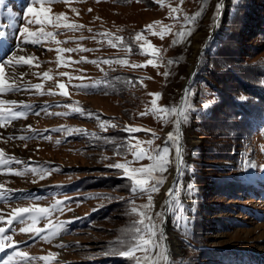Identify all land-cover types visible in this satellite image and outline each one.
Instances as JSON below:
<instances>
[{"label":"rangeland","instance_id":"obj_1","mask_svg":"<svg viewBox=\"0 0 264 264\" xmlns=\"http://www.w3.org/2000/svg\"><path fill=\"white\" fill-rule=\"evenodd\" d=\"M217 4L223 5L218 19ZM202 5L204 0H69L46 4L51 9L49 16L64 14L83 27L69 31L46 25L44 30L55 33V40L61 43L49 39L34 45L23 43V31L39 30V25L28 22L32 13L27 9L39 10L40 5L31 0H0V41L16 55L36 58L31 67L6 65L5 78L14 75L15 83L42 86L40 90L0 95V100L17 102L4 107L26 113V118L0 127V149L5 158L21 162L0 168V216L4 217L0 226L7 228L13 210L24 207L51 209L49 217L36 224L38 228L43 229L48 220L63 225L49 241L20 231L31 224L27 217L25 223L13 224V231L7 233L12 247L6 243L0 251V264L14 256V250L37 258L58 253L52 264H134L128 258L103 253L118 247L113 242L124 238L125 230L137 219L128 214V201L135 199L139 206L147 198L134 196L122 170L109 165L132 160L127 151L129 137L135 144L153 139L155 133L159 139L151 147L163 146L174 123L140 113L151 107L149 93L161 94L160 106H179L183 85L195 62L197 76L193 75L186 88L188 120L181 125L185 163L182 174L170 185L174 187L175 181L180 185L184 213L179 224L177 213L164 205L175 165L165 173L168 179L160 191L152 194L153 211L164 212L163 230L166 227L172 252L169 264H264V0H207L192 35L174 45L175 33L185 27L183 16L194 15ZM174 7L181 9L173 14L176 19L169 15ZM150 24H155L157 32L163 26L172 31L161 39L146 30ZM101 33H111V37ZM137 33H143L159 49L157 67L131 66L152 59L141 53L143 41L134 39ZM116 37L123 43L110 46L108 39L115 42ZM78 46L91 51L64 52L58 62L57 49ZM68 59L71 62L65 64ZM118 59L129 63H102ZM92 60L99 62V67L88 62ZM45 72L51 79L43 77ZM65 72L71 80L60 75ZM21 73L27 75L21 79ZM58 83H64L65 88H58ZM96 83L100 86L78 87ZM49 89L54 94H49ZM65 91L67 96L62 94ZM207 102L211 103L204 108ZM65 105L94 115H79ZM238 107L245 114H239ZM65 112L70 114L53 115ZM101 121L116 127L105 130ZM126 127L142 131L128 133ZM67 129H83L86 134L69 135ZM21 136L30 138L22 140ZM142 147L149 145L143 143ZM150 163L145 159L132 166ZM27 168L48 172L44 178L31 171L15 174ZM189 184L195 186L193 191H189ZM58 202L59 208H54ZM33 264L44 262L36 259Z\"/></svg>","mask_w":264,"mask_h":264},{"label":"snow or ice","instance_id":"obj_2","mask_svg":"<svg viewBox=\"0 0 264 264\" xmlns=\"http://www.w3.org/2000/svg\"><path fill=\"white\" fill-rule=\"evenodd\" d=\"M32 4H39V10H35L33 8H28V12L32 13V19L28 22L30 24L35 23L40 26L38 31H31L28 28H25L23 31V43L25 44H34L41 45L43 42L51 39L55 43L59 44L60 41L55 40V33L51 31H45L46 25H51L55 28H64L69 31L79 30L82 25L70 22L68 18L64 14H60L58 16H49L50 8L45 7V5H51L56 2H64L68 3L69 0H31ZM183 0H181V3ZM207 0H204V5H202L200 11H197L194 15H185L183 16V20L185 22V27L175 33V39L172 43L180 44L183 43L188 37L192 35L195 28L193 25L197 22L198 18L203 14L205 10ZM163 6V5H161ZM222 4H217V12L222 9ZM73 12L76 9H72ZM91 11V9H89ZM181 11L180 7L171 8L169 13L173 19L177 17L173 14L179 13ZM160 22H156L159 24ZM146 30L151 32L152 35H158L161 39L165 37V35L171 33V28L168 26L161 27L160 31H155V24H150L146 26ZM91 31V29H89ZM100 35L105 37H111V33H101ZM94 38V37H93ZM134 39L139 42L143 41V44L140 46V51L144 55H149L152 59L147 61V64H134L132 67H147L151 65L153 67H157L156 59L159 56V49L155 48L143 35V33H137ZM108 43L112 47H117L118 43H123L122 38L116 37V41L114 42L112 39H108ZM18 47V46H17ZM91 51L87 48H82L78 46L77 48H59L57 49V59L60 61V54L64 52H75V51ZM131 51V48L128 49ZM0 95L10 92H19L23 90H29L31 88H35L40 90L42 86L40 84H26L21 85L15 83L14 75L13 77L5 78L4 68L6 65L11 64L13 67H23V66H33V61L36 59L34 56H24V55H16L11 52V49L4 41H0ZM84 57H81V60H84ZM70 59L64 60V63H70ZM90 63L96 64L99 67V62L96 60L88 61ZM103 64H120V65H128L127 59H118V60H103ZM169 64H172L173 61H168ZM27 75V73H21V79L23 76ZM61 76H69V80H71V76L69 73H60ZM165 76L168 75L167 72L164 73ZM43 77L51 79L48 72L43 73ZM11 81V82H10ZM58 88L64 89V83H58ZM100 84H92L85 85L80 84L78 87L80 88H95L99 87ZM41 94L43 92L41 91ZM49 94L52 93V90L49 89ZM67 96L68 93L65 91L62 93ZM188 90H185V96L182 97L181 103L179 106L173 107H163L160 106L158 101L161 98L160 93H149L152 96L151 107L148 108L145 112H141V116L148 115L151 113L159 119H162L165 123L172 122L175 127L174 130L169 132L166 136V140L163 146L156 145L155 147H151L154 144L156 139H159L155 133H152L153 139H150L146 142L137 141L135 144L131 143L132 137H129V142L127 144V151L131 153L132 160H126L123 163H114L109 165V167H115L117 169L122 170L124 178L130 181V192L135 195H144L147 198V202L141 204L139 206L136 205L135 199L128 201L129 210L128 214L132 216H136L132 222L130 228L125 230V237L121 239H117L113 242L114 245L118 247H110L109 250L104 255H118L121 257L128 258L134 261V264H169L170 253L168 246L166 244L167 236L163 230V222H164V212L157 211L154 212V208L156 207L153 200V193H158L161 187L167 181V176L165 173L169 171V169L175 165L177 175L182 174L184 161V147L182 144V130L181 125L186 123L188 120L187 112L190 109V105L188 104ZM241 100L245 99L244 97H240ZM16 101L9 100H0V127H4L6 123H11L12 120L18 118H26V113L14 110L13 108H6V105H15ZM211 102H207L203 105L204 108H208ZM21 106L27 107L23 105L21 102ZM65 107L71 108L72 112L78 113L79 115H88L91 117L92 113H86L82 109L78 107H73L72 105H65ZM69 112L65 113H53V115H69ZM170 118H173L170 120ZM98 119V117H97ZM115 128V124H111L108 121H101L100 127L103 129H107V127ZM61 129H54V131H60ZM67 134L71 135L73 132H78L81 134L84 133L83 129H67ZM124 131L128 133H137L142 131L140 128L136 127H126ZM150 131V130H146ZM30 137L21 136L20 139H28ZM8 139H12L9 137ZM146 143L149 147H142V144ZM151 161L147 166H139L133 167L132 165L136 162H140L143 160ZM11 163H21L16 160L15 157L5 158L4 152L0 149V168H8ZM247 166L251 167V162H247ZM11 171V169H9ZM31 171L34 174L40 175L41 178L47 174L48 170L43 168H27L24 172H15L16 175L26 174ZM175 186L170 187L167 190L168 199L164 201V205L170 211H175L177 213L176 220L179 224L183 219L184 206L180 201V185L178 181L174 182ZM2 187V186H0ZM189 191H193L195 186L189 184ZM123 199V198H120ZM54 208H59V202ZM51 209L33 207V208H18L14 209L11 219L7 221V228L4 226H0V251L5 250V245L7 243L8 247H12L11 241L12 237L7 233L13 231V224L25 223V218L31 221V224L28 227L20 228L21 232H30L34 236L41 237L45 240H51L52 237L58 234V230L63 227V225L52 224L51 220H48V223L45 225L43 229L36 227V224L39 222L41 218L47 219L50 215ZM4 220V217L0 216V222ZM185 230L186 226H185ZM44 232H47L48 235H42ZM58 247H63V245H58ZM139 253V254H138ZM58 253L50 252L45 256H41L39 258L30 256L26 252L15 251L14 256L9 255L6 260L3 261V264H33V261L39 259L44 262V264H52V261L56 259ZM15 257V259H14Z\"/></svg>","mask_w":264,"mask_h":264},{"label":"water","instance_id":"obj_3","mask_svg":"<svg viewBox=\"0 0 264 264\" xmlns=\"http://www.w3.org/2000/svg\"><path fill=\"white\" fill-rule=\"evenodd\" d=\"M220 15H221V9H220V11L218 12V15H217L216 19H218ZM199 58H200V54H199L198 59H199ZM197 65H198V62H195L192 71L189 73V76H188V78L186 79V81H185V83H184V86H183V88H182L181 99H182V97L184 96V93H185V90H186V86L189 84V82L191 81V79H192V77H193V75H194V73H195V71H196ZM180 103H181V102H180ZM176 176H177V173L175 172V175H174V177L172 178L171 181H173V180L176 178ZM164 228H165V227H164Z\"/></svg>","mask_w":264,"mask_h":264},{"label":"bare ground","instance_id":"obj_4","mask_svg":"<svg viewBox=\"0 0 264 264\" xmlns=\"http://www.w3.org/2000/svg\"><path fill=\"white\" fill-rule=\"evenodd\" d=\"M221 11H223V7H222ZM198 57H199V56H198ZM193 66H194V64L191 66L189 73L192 71ZM188 85H189V84H188ZM188 85H187V86H188ZM183 86H184V85H183ZM187 86H186V88H187ZM182 144H183V138H182ZM173 172H174V171H173ZM172 175H173L172 177H174L175 172H174V174H172ZM173 181H174V180H173ZM173 181L170 180V181L168 182V184H167V188H170V185H172ZM164 232L166 233V227L164 228ZM166 244H167L168 249H169L170 260H171V257H172L171 246L169 245V243H168L167 240H166ZM170 260H169V261H170Z\"/></svg>","mask_w":264,"mask_h":264},{"label":"trees","instance_id":"obj_5","mask_svg":"<svg viewBox=\"0 0 264 264\" xmlns=\"http://www.w3.org/2000/svg\"><path fill=\"white\" fill-rule=\"evenodd\" d=\"M197 71H198V68H197ZM197 71H196V73H197ZM196 73H195V74H196ZM194 76H197V75H194ZM193 78H194V77H193ZM238 108H239V111H238V113H239V112H240V113H244V112L241 110V108H240V107H238ZM238 113H237V114H238ZM240 113H239V114H240ZM244 114H245V113H244Z\"/></svg>","mask_w":264,"mask_h":264}]
</instances>
